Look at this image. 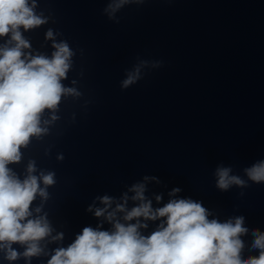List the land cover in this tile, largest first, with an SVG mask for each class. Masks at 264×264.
I'll list each match as a JSON object with an SVG mask.
<instances>
[{
  "label": "clouds",
  "instance_id": "obj_1",
  "mask_svg": "<svg viewBox=\"0 0 264 264\" xmlns=\"http://www.w3.org/2000/svg\"><path fill=\"white\" fill-rule=\"evenodd\" d=\"M127 2L119 0L116 7ZM34 7L29 0H0V37L10 34L15 42L12 47L0 48V246L7 247L9 261L18 257L12 244L27 245L26 257L37 255L38 242L51 230L43 218H28L36 195H46L39 188L37 176L31 174L33 166L29 165V175L21 181L8 165L19 162L20 149L28 145L32 136L44 131L40 123L45 110L55 112L62 97L75 91L61 83L67 78L72 56L66 43H54L56 50L51 58L26 57L22 51L30 45L20 29L27 31L45 23L35 14ZM47 37L52 38L51 31ZM132 82L129 77L123 86ZM245 171L252 181H264V161ZM229 172L227 168L217 169V187L221 190H227L231 184L243 185ZM41 179L45 185L54 183L52 173L42 175ZM132 190V199L141 203L131 210L126 211L119 204L114 211H108L111 200L105 196L101 198L105 207L94 212L95 217H104L111 223L113 230L84 227L67 248L55 251L48 264H264V232L258 229L253 230L252 248L259 254L241 257L244 243L240 237L248 232L243 217L234 222L209 219L208 210L191 199H172L153 210L151 202L145 200L144 185H135ZM178 191L173 189L172 194ZM117 212L125 213V222H136L121 223L116 219ZM140 218L163 220L157 230L144 236L139 229L147 224L141 223Z\"/></svg>",
  "mask_w": 264,
  "mask_h": 264
}]
</instances>
